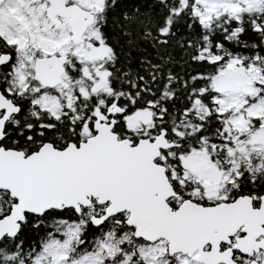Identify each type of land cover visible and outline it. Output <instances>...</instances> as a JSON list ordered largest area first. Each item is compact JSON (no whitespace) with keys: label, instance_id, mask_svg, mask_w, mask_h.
<instances>
[{"label":"snow or ice","instance_id":"1","mask_svg":"<svg viewBox=\"0 0 264 264\" xmlns=\"http://www.w3.org/2000/svg\"><path fill=\"white\" fill-rule=\"evenodd\" d=\"M0 264H264V0H0Z\"/></svg>","mask_w":264,"mask_h":264}]
</instances>
